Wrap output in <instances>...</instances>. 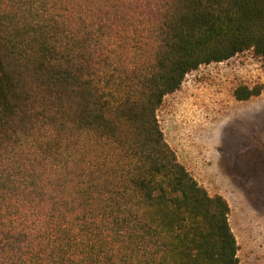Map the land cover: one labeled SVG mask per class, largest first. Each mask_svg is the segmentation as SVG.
<instances>
[{
	"label": "trees",
	"instance_id": "16d2710c",
	"mask_svg": "<svg viewBox=\"0 0 264 264\" xmlns=\"http://www.w3.org/2000/svg\"><path fill=\"white\" fill-rule=\"evenodd\" d=\"M247 51L264 0H0V264H240L157 111Z\"/></svg>",
	"mask_w": 264,
	"mask_h": 264
},
{
	"label": "rangeland",
	"instance_id": "374dc122",
	"mask_svg": "<svg viewBox=\"0 0 264 264\" xmlns=\"http://www.w3.org/2000/svg\"><path fill=\"white\" fill-rule=\"evenodd\" d=\"M241 84L264 86V58L247 51L202 65L165 96L157 115L179 161L229 202L240 264H264V88L238 100Z\"/></svg>",
	"mask_w": 264,
	"mask_h": 264
}]
</instances>
